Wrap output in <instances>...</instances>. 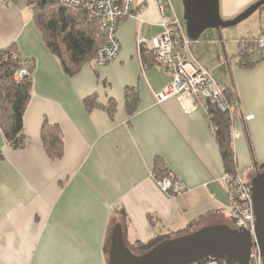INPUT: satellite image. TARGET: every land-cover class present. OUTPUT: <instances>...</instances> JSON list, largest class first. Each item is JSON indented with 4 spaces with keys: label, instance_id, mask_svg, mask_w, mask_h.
<instances>
[{
    "label": "crops",
    "instance_id": "0c3cea01",
    "mask_svg": "<svg viewBox=\"0 0 264 264\" xmlns=\"http://www.w3.org/2000/svg\"><path fill=\"white\" fill-rule=\"evenodd\" d=\"M257 1L218 0L220 17L230 21ZM133 9L118 24V57L68 76L46 47L27 0L0 2V47L14 46L35 65L24 115L27 147L14 150L0 128V264H109L105 249L117 224L132 251L137 241L190 224V232L230 227L226 172L210 123L201 110L184 114L173 98L156 103L171 78L143 65L139 44L162 32L161 18L155 0H135ZM198 62L236 90L238 173L252 181L264 170V59L254 51L249 65H241L238 55L226 54L228 72L223 59L214 64L202 55ZM128 88L139 96L133 115L125 107ZM92 96L88 111L84 101ZM45 122L63 133L59 161L44 151ZM160 164L176 176L180 195L160 188Z\"/></svg>",
    "mask_w": 264,
    "mask_h": 264
},
{
    "label": "trees",
    "instance_id": "16d2710c",
    "mask_svg": "<svg viewBox=\"0 0 264 264\" xmlns=\"http://www.w3.org/2000/svg\"><path fill=\"white\" fill-rule=\"evenodd\" d=\"M27 3L34 9V23L46 47L58 58L68 76H74L84 66L95 63L98 51L107 44V38L101 33L98 24L90 20L88 12L54 0H27ZM258 38L259 36H251L240 40L246 45L245 49L240 48L238 54L241 65H249ZM13 53L18 55L14 46L0 47V128L7 143L14 150H23L28 145V138L24 133V115L32 97L34 69L30 75L16 80L15 74L22 67L23 58L18 55V59H13L11 57ZM140 57L145 67L155 65L154 53L141 48ZM252 64L254 63H250ZM225 87L224 96L227 103L237 105V111H239L235 88ZM95 102V96L85 99L86 109L90 111ZM138 103L139 96L136 89L128 88L125 94V107L129 115L136 112ZM115 109L116 102L111 100L108 112L112 114ZM211 113L213 114L211 119L214 126L213 132L221 151L225 172L236 175L238 162L234 150L231 113L223 112L217 107H212ZM41 140L46 155L52 161H59L64 157V137L59 126L45 122L41 130ZM156 173L163 175L162 177L168 174L161 164L156 167ZM150 219L153 221L151 217ZM190 226L191 224L186 229L175 233L160 235L147 243L137 241L135 250L131 251L135 255L147 253L164 241L191 233ZM105 252L109 261V245Z\"/></svg>",
    "mask_w": 264,
    "mask_h": 264
},
{
    "label": "built area",
    "instance_id": "2783aa9c",
    "mask_svg": "<svg viewBox=\"0 0 264 264\" xmlns=\"http://www.w3.org/2000/svg\"><path fill=\"white\" fill-rule=\"evenodd\" d=\"M11 0H0L9 3ZM60 4L80 8L88 12L90 20L95 21L101 33L106 36L107 44L96 56L95 63L104 65L115 60L120 53V43L116 37L118 24L134 15L135 0H54ZM160 15L162 32L150 41L141 40V48L155 55V65L171 78V82L160 92L155 94L156 103L160 104L168 99H175L180 109L186 115L201 110L210 123L213 114L212 107L221 111H229L232 117V132L237 118V105L228 104L224 93L225 85L205 69L192 55L190 40L187 37L182 21L171 7L170 0H155ZM241 49L245 43L239 42ZM255 54L264 59V31L256 41ZM18 59L16 53L11 54ZM34 61L22 59V67L15 74L16 80L30 75L34 69ZM249 118H247L248 120ZM159 186L164 192L180 195L182 189L176 176L168 173L158 179ZM224 183L230 201V214L234 219L235 229L247 232L252 238L254 246L250 252V264H264V258L257 245L256 214L251 183L244 180L240 173L236 175L225 173ZM207 264H229L226 261H213Z\"/></svg>",
    "mask_w": 264,
    "mask_h": 264
},
{
    "label": "water",
    "instance_id": "95a60500",
    "mask_svg": "<svg viewBox=\"0 0 264 264\" xmlns=\"http://www.w3.org/2000/svg\"><path fill=\"white\" fill-rule=\"evenodd\" d=\"M188 1V0H187ZM190 18L203 14L208 24L203 30L235 27L264 7L259 0L230 21L219 14L218 0H192ZM191 3H189L191 5ZM186 5L185 19L188 17ZM191 36L190 30L188 31ZM256 214L257 245L264 258V170L251 181ZM254 243L249 233L227 226H210L187 235L164 241L142 255H135L126 243L123 228L114 226L109 244V264H207L226 261L229 264H250Z\"/></svg>",
    "mask_w": 264,
    "mask_h": 264
},
{
    "label": "rangeland",
    "instance_id": "374dc122",
    "mask_svg": "<svg viewBox=\"0 0 264 264\" xmlns=\"http://www.w3.org/2000/svg\"><path fill=\"white\" fill-rule=\"evenodd\" d=\"M171 7L176 13L177 17L182 21L185 32L188 39L190 40V50L193 57L198 61L202 55L208 56L209 61L211 60L214 64L224 60V69L228 72L227 63H225V55L229 54L230 57L238 55L240 52V46L238 42L240 39L248 36H256L258 33L264 31V8L257 11L249 19L243 21L235 27L223 28L220 30L208 29L203 30L208 24L203 14H200L197 19L190 18V12L192 8V0H170ZM191 3V5L189 4ZM188 5V17L185 19L186 5ZM225 21V20H224ZM191 36L189 35V31ZM260 36V35H259ZM239 58H232L231 60H238ZM234 62V61H233ZM218 75H216L217 77ZM220 78L219 76L217 77ZM246 181L251 180L246 178ZM230 227L235 229L234 219L231 218ZM126 240V238H125ZM127 245L128 241L126 240ZM137 255H142L138 254Z\"/></svg>",
    "mask_w": 264,
    "mask_h": 264
}]
</instances>
